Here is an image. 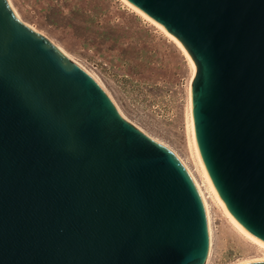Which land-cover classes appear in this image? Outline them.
<instances>
[{
  "label": "water",
  "instance_id": "1",
  "mask_svg": "<svg viewBox=\"0 0 264 264\" xmlns=\"http://www.w3.org/2000/svg\"><path fill=\"white\" fill-rule=\"evenodd\" d=\"M124 1L187 53L203 169L264 243V0ZM209 240L183 163L0 0V264H205Z\"/></svg>",
  "mask_w": 264,
  "mask_h": 264
},
{
  "label": "rangeland",
  "instance_id": "2",
  "mask_svg": "<svg viewBox=\"0 0 264 264\" xmlns=\"http://www.w3.org/2000/svg\"><path fill=\"white\" fill-rule=\"evenodd\" d=\"M10 1L21 22L90 71L127 119L170 146L194 170L185 117L190 71L171 39L120 0ZM210 214L207 264L257 256L215 205Z\"/></svg>",
  "mask_w": 264,
  "mask_h": 264
},
{
  "label": "bare ground",
  "instance_id": "3",
  "mask_svg": "<svg viewBox=\"0 0 264 264\" xmlns=\"http://www.w3.org/2000/svg\"><path fill=\"white\" fill-rule=\"evenodd\" d=\"M9 3L11 4V1L8 0ZM123 4H125L127 7H129L131 10H133L134 12H136L137 14H139L143 19H145L146 21H148L150 24L154 25L159 31H161L163 34H165L169 39H171L177 46L178 48L181 50V52L184 54L188 67H189V71H190V75L188 78V82H187V96H186V110H185V117H186V124H187V135H188V149H189V153H190V157L192 159L193 165H194V170L180 157V155H178L170 146L166 145L165 143H163L162 141H159L157 139H155L154 137L150 136L148 133H146L144 130H142L140 127H138L137 125H135L134 123H132L129 119H127L123 113L121 112V110L117 108L118 112L128 121H130L132 124H134L137 128H139L142 132H144L145 134H147L148 136H150L152 139L156 140L157 142L163 144L164 146H166L167 148H169L175 155L176 157L183 163V165L185 166V168L187 169L188 173L190 174L191 178L193 179L194 183L196 184L198 191L200 193V196L202 198V201L204 203V206L206 208V213H207V220H208V227H209V234H210V240H209V250H208V255L205 261V264L208 263L209 259H210V255L212 252V238H213V230H212V225H211V214H210V207L211 205H215L220 211L221 213L224 215V217L226 218V220L229 222V224L251 245V247H253V249L257 252V256L254 258H245L240 260L237 263L234 264H240L243 262H248V261H255V260H264V243H262L261 241L257 240L256 238H254L253 236H251L250 234L246 233L245 231H243L232 219L231 217L228 215V213L225 211V209L223 208L217 194L215 193L213 187L211 186L209 179L203 169V166L201 164V161L199 159L197 150L195 148V144H194V139H193V135H192V130H191V125H190V118H189V84H190V80L193 74V66L191 64V61L187 55V53L185 52L184 48L181 46V44L175 40L172 36H170L167 32H165L161 27H159L157 24H155L153 21H151L149 18H147L145 15H143L142 13H140L138 10H136L134 7H132L131 5H129L127 2H125L124 0H120ZM11 7L14 11V14L16 16H18V12L16 11V9L14 8V6L11 4ZM63 50V49H62ZM67 57H69L73 62L77 63L78 65L82 66L80 63H78L77 61H75L71 56H68V54L66 53V51H62ZM90 75L92 78H94V80L104 89V91L108 94V96L110 97V99L113 102V99L111 98L110 94L108 93V91L105 89V87L100 83V81L90 72L88 71L84 66H82ZM114 103V102H113ZM116 105V104H114Z\"/></svg>",
  "mask_w": 264,
  "mask_h": 264
}]
</instances>
